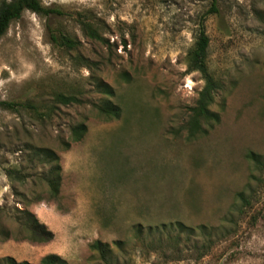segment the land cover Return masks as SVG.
I'll return each instance as SVG.
<instances>
[{
	"label": "rangeland",
	"instance_id": "obj_1",
	"mask_svg": "<svg viewBox=\"0 0 264 264\" xmlns=\"http://www.w3.org/2000/svg\"><path fill=\"white\" fill-rule=\"evenodd\" d=\"M40 1L58 14L24 11L0 38V102L11 104L0 107V259L104 264L91 249L99 241L110 264H264V0H215V12L213 0ZM201 24L226 91L213 105L223 104L219 123L188 140L203 80L187 58ZM60 35L78 45L52 40ZM97 81L113 89L118 119L95 108ZM78 123L87 132L65 149ZM37 147L59 156L56 198ZM24 208L52 240H21Z\"/></svg>",
	"mask_w": 264,
	"mask_h": 264
},
{
	"label": "trees",
	"instance_id": "obj_2",
	"mask_svg": "<svg viewBox=\"0 0 264 264\" xmlns=\"http://www.w3.org/2000/svg\"><path fill=\"white\" fill-rule=\"evenodd\" d=\"M215 0H213L212 11L214 9ZM24 11H29L36 15L48 16L50 14H58V11L45 7L42 5L40 0H2L0 2V38L7 31L10 23L19 19ZM84 31L91 38L103 41L98 33L86 23H82ZM52 40L59 42L69 49H73L78 45V42L68 38L67 36L60 35L58 37H53ZM208 47L209 39L204 31L203 25L201 24L198 29V34L196 36L195 43L192 49L188 53L187 58V70L188 72H197L201 79L203 80V86L198 92L195 103L189 108V116L186 122V132L187 139L192 140L198 136L206 135L211 129H213L220 121V112L223 111V104L220 106L219 110H214L213 105L216 103L220 94L226 91L225 83L220 79L216 78L210 71L208 65ZM96 88L104 95V98L95 105L97 111L108 117L118 119L121 115V109L116 105L111 99L114 96L113 89L101 82L97 81ZM56 102L63 105L78 104L80 100L74 96H66L59 94L55 97ZM0 107L11 108V104L7 102H0ZM70 141L64 144L65 149L69 148L71 143L80 142L87 132V127L84 123H78L72 125L69 129ZM32 154L41 159L45 165L49 164V168L42 175L43 181L46 183L48 188V193L51 198H56L59 194V188L61 183L60 176V166H59V156L52 150L47 148H34ZM246 158L252 162L255 166H262L263 163L260 157L254 152H248ZM236 205L234 207L235 211L239 215L243 213L242 209L247 206V200L244 198L243 194L236 193ZM21 215L20 222V233L23 234L20 238L21 240H27L35 243H44L52 240L53 233L49 231L44 224L40 223L36 217L30 213L28 210L21 209L17 210ZM233 213L229 212L226 217V221L229 224H234L232 220ZM204 229L202 231V229ZM204 227H200L202 237L205 238L204 243L209 244L210 237L209 232L205 230ZM4 236L6 239L11 238L9 231H4ZM91 249L97 251L99 254V259L104 264H110L108 258L109 245L103 244L99 241L92 243ZM0 264H30L26 261L18 262L10 257H5L0 259ZM37 264H69L66 260L61 258L56 254H47L43 256Z\"/></svg>",
	"mask_w": 264,
	"mask_h": 264
}]
</instances>
